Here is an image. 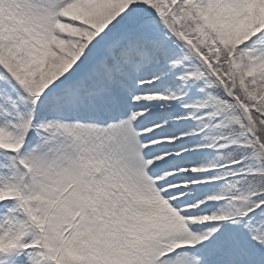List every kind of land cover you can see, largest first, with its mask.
Segmentation results:
<instances>
[{
	"label": "snow or ice",
	"instance_id": "6c2138e0",
	"mask_svg": "<svg viewBox=\"0 0 264 264\" xmlns=\"http://www.w3.org/2000/svg\"><path fill=\"white\" fill-rule=\"evenodd\" d=\"M0 264H264V0H0Z\"/></svg>",
	"mask_w": 264,
	"mask_h": 264
}]
</instances>
